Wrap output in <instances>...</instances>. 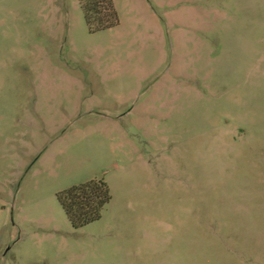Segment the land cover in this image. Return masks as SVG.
<instances>
[{"label":"rangeland","instance_id":"1","mask_svg":"<svg viewBox=\"0 0 264 264\" xmlns=\"http://www.w3.org/2000/svg\"><path fill=\"white\" fill-rule=\"evenodd\" d=\"M113 1L0 0V264H264V0Z\"/></svg>","mask_w":264,"mask_h":264},{"label":"trees","instance_id":"2","mask_svg":"<svg viewBox=\"0 0 264 264\" xmlns=\"http://www.w3.org/2000/svg\"><path fill=\"white\" fill-rule=\"evenodd\" d=\"M78 1L91 33L105 31L119 24L113 0ZM57 198L71 226L78 229L98 221L112 196L104 180H92L60 192Z\"/></svg>","mask_w":264,"mask_h":264}]
</instances>
